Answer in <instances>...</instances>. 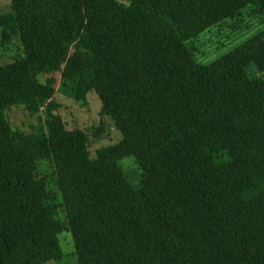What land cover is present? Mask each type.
Segmentation results:
<instances>
[{"label":"trees","instance_id":"16d2710c","mask_svg":"<svg viewBox=\"0 0 264 264\" xmlns=\"http://www.w3.org/2000/svg\"><path fill=\"white\" fill-rule=\"evenodd\" d=\"M123 1L9 0L22 55L0 65V264L16 233L59 260L65 227L77 264H264V31L198 61L211 28L264 23V0H155L144 18ZM56 73L68 97L94 91L119 144L90 158L51 112L46 133L10 127L9 106L47 107L57 81L39 78ZM201 81L216 103L198 115L184 92Z\"/></svg>","mask_w":264,"mask_h":264},{"label":"rangeland","instance_id":"374dc122","mask_svg":"<svg viewBox=\"0 0 264 264\" xmlns=\"http://www.w3.org/2000/svg\"><path fill=\"white\" fill-rule=\"evenodd\" d=\"M155 0H137L135 2H121L135 18H144L150 12ZM9 10V0H0V65L22 55V48L16 35L14 34L13 23ZM264 23L238 24L232 23L228 26H222L218 29L211 28L205 32L198 61L210 63L222 55L228 53L231 49L244 42L250 36L264 31ZM246 27V28H245ZM239 28V29H237ZM244 28V29H242ZM250 74L257 79L264 80V72L252 68ZM55 78L56 85L54 94L47 107L40 109L36 113L28 112L22 105H11L5 112L6 119L10 127L23 134L36 135L47 132V123L50 121V112L57 116L63 127L68 131L80 130L88 136V154L94 158L96 151L119 144L122 136L114 127L113 122L100 113L101 104L94 93L89 91L82 99L75 100L62 94L59 91V74L42 76L39 78L44 82L46 78ZM184 95L190 103L192 109L198 115L203 114L216 102L207 88L204 81L196 86H191L185 90ZM98 136H94L97 132ZM124 168L126 177L133 182L138 183V168L132 158H125L120 161ZM41 176L52 181L53 168L45 161L38 164ZM54 188V186H51ZM35 190H43L41 182L33 185ZM59 216L64 218L63 211L60 209ZM57 242L62 252V256L56 261H40L30 249L29 240L20 233L15 234V244L18 254L11 258L9 264H77L75 251L73 247L72 235L68 228L58 235Z\"/></svg>","mask_w":264,"mask_h":264}]
</instances>
